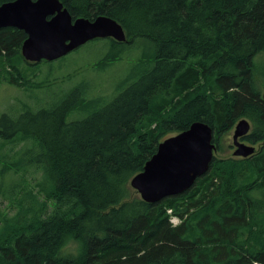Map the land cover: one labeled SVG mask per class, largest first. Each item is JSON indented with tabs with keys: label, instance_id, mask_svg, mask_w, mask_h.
I'll return each mask as SVG.
<instances>
[{
	"label": "trees",
	"instance_id": "trees-1",
	"mask_svg": "<svg viewBox=\"0 0 264 264\" xmlns=\"http://www.w3.org/2000/svg\"><path fill=\"white\" fill-rule=\"evenodd\" d=\"M60 1L74 19L123 26L126 42L95 39L106 41L95 69L135 45L143 68L111 100L84 79L69 90L22 83L49 95L0 116V198L16 204L0 206V264H264V97L254 72L264 0ZM26 38L1 28L0 60L25 65ZM75 110L86 115L69 119ZM242 118L251 122L242 140L258 146L251 156L215 154L190 189L154 203L130 185L168 134L202 121L224 151Z\"/></svg>",
	"mask_w": 264,
	"mask_h": 264
},
{
	"label": "water",
	"instance_id": "water-1",
	"mask_svg": "<svg viewBox=\"0 0 264 264\" xmlns=\"http://www.w3.org/2000/svg\"><path fill=\"white\" fill-rule=\"evenodd\" d=\"M24 30L27 38L21 53L28 62L54 61L66 56L90 40L113 38L128 41L123 26L115 19L100 15L94 19L73 18L60 0H11L0 4V29ZM251 130L247 118L240 119L234 130V156L249 157L257 151L242 140ZM212 127L196 121L179 133L165 138L144 170L132 177L130 185L147 202L184 193L205 175L216 152Z\"/></svg>",
	"mask_w": 264,
	"mask_h": 264
},
{
	"label": "rangeland",
	"instance_id": "rangeland-1",
	"mask_svg": "<svg viewBox=\"0 0 264 264\" xmlns=\"http://www.w3.org/2000/svg\"><path fill=\"white\" fill-rule=\"evenodd\" d=\"M104 47H106L105 40H90L71 51L66 56L54 61L42 60L36 63L37 65L32 66L31 64L35 63L31 62L28 64L24 61L25 59H21L25 65L23 64V66L20 64L19 69H15L16 67H12L11 63H8L5 60H0V116L8 111L11 112L13 116H17L21 111L23 102H28L35 107L37 104L34 98L35 96L47 97L49 95L43 90L29 89L26 87L27 85H23L22 83L27 80H29V84L31 83L33 86L30 88H38L40 82L49 79V81L55 83V89L63 88L69 90L75 83L84 79L91 85L90 93H92V95H99L102 93L105 99H113L121 90L122 82L130 74H132V79L134 80L141 73L140 70L143 68V65H138L137 63L138 55L141 53L142 49L139 45H135L132 48L131 54L112 64L107 71L100 72L95 69L92 64L104 52ZM19 62L20 61L16 63ZM255 62V79L261 94L264 97V52L255 58ZM19 73L22 74V78L19 77ZM23 75L28 76L23 77ZM11 77L13 79H18L16 83H20L21 85L16 83L11 84L9 82V78ZM39 106L40 105H37L35 108H38ZM85 115L86 113L83 111L75 110L68 118H82ZM234 130L235 128L224 137V151H216V155L234 156V151L236 149L233 144ZM174 134L175 133L168 134L166 138ZM7 146L9 147V144H7ZM257 147L258 146H256V148ZM1 150H3V148ZM1 166H3V164H0V167ZM39 175L40 172L36 174V176ZM32 177L31 174L28 175L29 183H33ZM136 194L139 195L138 192ZM14 205L16 204L9 202L5 198H0V206L4 209L3 213L6 211L12 213L16 208ZM9 208H11L12 211H9ZM171 218L175 225L180 222V219L177 216H171Z\"/></svg>",
	"mask_w": 264,
	"mask_h": 264
}]
</instances>
